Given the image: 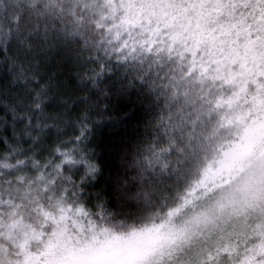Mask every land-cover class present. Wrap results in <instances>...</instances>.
I'll use <instances>...</instances> for the list:
<instances>
[{
	"label": "clouds",
	"instance_id": "obj_1",
	"mask_svg": "<svg viewBox=\"0 0 264 264\" xmlns=\"http://www.w3.org/2000/svg\"><path fill=\"white\" fill-rule=\"evenodd\" d=\"M258 224L264 0H0V264H189Z\"/></svg>",
	"mask_w": 264,
	"mask_h": 264
},
{
	"label": "snow or ice",
	"instance_id": "obj_2",
	"mask_svg": "<svg viewBox=\"0 0 264 264\" xmlns=\"http://www.w3.org/2000/svg\"><path fill=\"white\" fill-rule=\"evenodd\" d=\"M195 187L186 190L188 201L190 202ZM209 223H214L216 217L206 216ZM8 221L11 225H22V220L18 219L15 210L10 207ZM258 239L255 243L246 245L242 249L238 247L232 235L224 234L223 230L216 234L210 231L204 236L203 243L197 248L189 261V264H220V261L227 256L233 264H264V224H258L255 228ZM38 235V234H35ZM43 264H51L49 245H45ZM28 257L26 256V260ZM36 264H41L37 261Z\"/></svg>",
	"mask_w": 264,
	"mask_h": 264
}]
</instances>
